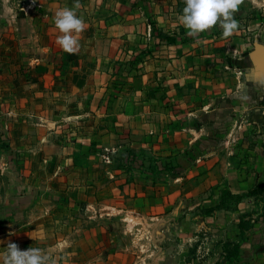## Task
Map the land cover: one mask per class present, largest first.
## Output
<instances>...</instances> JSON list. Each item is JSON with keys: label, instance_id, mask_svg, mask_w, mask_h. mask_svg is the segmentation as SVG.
I'll return each mask as SVG.
<instances>
[{"label": "crops", "instance_id": "crops-1", "mask_svg": "<svg viewBox=\"0 0 264 264\" xmlns=\"http://www.w3.org/2000/svg\"><path fill=\"white\" fill-rule=\"evenodd\" d=\"M184 2L27 0L36 52H0V253L14 242L56 264H264V0H240L226 38L219 22L190 35ZM64 7L84 21L72 53L57 43ZM223 189L236 211L201 217ZM199 220L209 235L194 258Z\"/></svg>", "mask_w": 264, "mask_h": 264}, {"label": "clouds", "instance_id": "clouds-1", "mask_svg": "<svg viewBox=\"0 0 264 264\" xmlns=\"http://www.w3.org/2000/svg\"><path fill=\"white\" fill-rule=\"evenodd\" d=\"M240 0H185L184 7L178 19L190 35L205 31L219 22L222 35L226 38L237 29L238 22L233 17ZM54 24L62 33L57 37V43L69 53L79 47V41L74 33L83 30V18L76 14L74 8L59 9L54 16ZM0 253V264H56L55 259L42 254L38 247H28L21 250L14 242L7 244Z\"/></svg>", "mask_w": 264, "mask_h": 264}, {"label": "rangeland", "instance_id": "rangeland-1", "mask_svg": "<svg viewBox=\"0 0 264 264\" xmlns=\"http://www.w3.org/2000/svg\"><path fill=\"white\" fill-rule=\"evenodd\" d=\"M36 10L40 9H38V6L35 4L33 5V9L28 8L27 0H0V52H36L38 47L36 46L35 40H31L28 36L29 29L32 30V28L34 29L37 24L41 23V17H38V15L35 13ZM30 25L34 27H31ZM210 209H205L202 211L201 217L205 214H210L213 216L216 213H219V211L229 213L232 212L224 209H213V211ZM229 209L232 210L233 207H230ZM200 221L201 220L194 223L195 231L192 234L194 237L193 239L195 240V242H193L192 253L194 258H196V256L201 257L204 255L203 248L205 246H203L201 243H206L205 239L209 235L204 230L197 229V225L200 224ZM136 235L137 234L135 232L128 234L129 238L131 239H136ZM158 237V234L150 231L146 232V234L142 236L141 241L143 243L150 244L152 242H156ZM211 239L213 238L211 237ZM197 245L198 247L202 245L203 248L200 250ZM197 249L198 251L200 250L199 253H197ZM213 249L214 251H217L220 248L213 247ZM225 252L230 254L235 252L232 243L225 244ZM217 254L220 253L217 252ZM194 264L197 263L194 262Z\"/></svg>", "mask_w": 264, "mask_h": 264}, {"label": "trees", "instance_id": "trees-1", "mask_svg": "<svg viewBox=\"0 0 264 264\" xmlns=\"http://www.w3.org/2000/svg\"><path fill=\"white\" fill-rule=\"evenodd\" d=\"M152 32L153 34L157 33V37L165 42L167 45H174L178 43L177 37L173 36V35H169L164 33L163 31H160L159 29L156 28L155 25H152ZM182 42H185L184 40ZM136 64H132L131 66H129V70L124 72L123 75L125 76V78H129L132 75V70L135 69L134 66ZM240 203V198L237 196H234L231 194V192L227 189H223L222 190V195H221V199L219 202V205L215 206L214 208H211L210 210L213 211V209L216 210H228V211H236L238 204ZM230 207H233V209H229ZM248 214H245L244 216H242L241 219V223H240V227L243 229H246L248 227V223L245 222V218H247ZM239 246L235 245L234 246V250L235 252L238 251Z\"/></svg>", "mask_w": 264, "mask_h": 264}, {"label": "water", "instance_id": "water-1", "mask_svg": "<svg viewBox=\"0 0 264 264\" xmlns=\"http://www.w3.org/2000/svg\"><path fill=\"white\" fill-rule=\"evenodd\" d=\"M264 53V52H263ZM263 61H264V56H263Z\"/></svg>", "mask_w": 264, "mask_h": 264}]
</instances>
